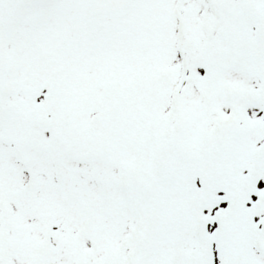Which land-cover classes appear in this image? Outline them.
Listing matches in <instances>:
<instances>
[{
	"label": "snow or ice",
	"instance_id": "obj_1",
	"mask_svg": "<svg viewBox=\"0 0 264 264\" xmlns=\"http://www.w3.org/2000/svg\"><path fill=\"white\" fill-rule=\"evenodd\" d=\"M0 264H264V0H0Z\"/></svg>",
	"mask_w": 264,
	"mask_h": 264
}]
</instances>
